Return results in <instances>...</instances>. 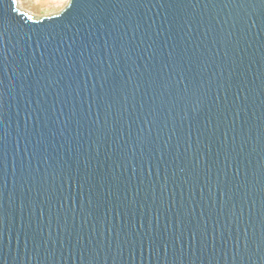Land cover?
<instances>
[{"label": "water", "instance_id": "95a60500", "mask_svg": "<svg viewBox=\"0 0 264 264\" xmlns=\"http://www.w3.org/2000/svg\"><path fill=\"white\" fill-rule=\"evenodd\" d=\"M0 264H264V0H0Z\"/></svg>", "mask_w": 264, "mask_h": 264}, {"label": "rangeland", "instance_id": "374dc122", "mask_svg": "<svg viewBox=\"0 0 264 264\" xmlns=\"http://www.w3.org/2000/svg\"><path fill=\"white\" fill-rule=\"evenodd\" d=\"M68 0H17L18 7L30 15L43 16L59 12Z\"/></svg>", "mask_w": 264, "mask_h": 264}]
</instances>
